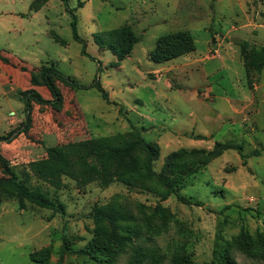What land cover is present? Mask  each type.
<instances>
[{
    "label": "rangeland",
    "instance_id": "374dc122",
    "mask_svg": "<svg viewBox=\"0 0 264 264\" xmlns=\"http://www.w3.org/2000/svg\"><path fill=\"white\" fill-rule=\"evenodd\" d=\"M65 3L87 56L72 38ZM122 26L139 41L117 61L94 35ZM177 31L191 36L194 52L151 62L157 39ZM0 52L27 72L53 66L81 87L59 82L54 108L31 99L28 135L17 134L26 89L12 76L18 67L0 66V156L64 206L63 215L29 203L19 210L14 197H5L0 264H33L29 256L40 249L49 264H218L225 256L264 264L238 248L242 230L255 238L264 225V62L259 71L255 61L264 53V0H0ZM132 128L157 146L156 172L171 152L209 151L217 142L240 146L245 159L227 150L194 168L176 187L190 204L122 182L79 186L62 176L55 187L27 167L46 158L47 148ZM97 207L130 217L112 233L107 222L95 227ZM92 247L99 253H89Z\"/></svg>",
    "mask_w": 264,
    "mask_h": 264
},
{
    "label": "trees",
    "instance_id": "16d2710c",
    "mask_svg": "<svg viewBox=\"0 0 264 264\" xmlns=\"http://www.w3.org/2000/svg\"><path fill=\"white\" fill-rule=\"evenodd\" d=\"M65 11L71 17L70 28L72 38L82 44L81 54L87 56L83 40L79 37L76 29V17L67 7ZM54 40L63 44L58 36ZM95 43L100 47H106L117 59L122 61L130 55L133 45L139 38L128 26L94 35ZM194 42L188 33L177 31L157 39L154 49L148 53V59L160 64L180 56L194 52ZM256 69L260 71L264 62V53H260L255 59ZM0 62L4 65H13L20 71L26 72L25 66L13 63L11 59L0 52ZM30 88L20 92L26 111L25 120L21 128H17V134L28 135L31 125L30 100L37 105L50 106L54 108L61 101L59 82L66 84L69 88L77 90L81 88L69 77L64 76L53 66L41 65L39 70L29 71ZM45 87L51 99L45 100L34 89V87ZM91 87L95 88L101 98L109 103L108 95L98 82ZM5 138H0L4 140ZM227 150H236L242 159L245 156L241 153V147L230 142L215 143L211 150L203 149H180L169 153L163 161L161 169L156 172L153 164L159 156L157 146L152 142L145 141L140 132L132 128L127 133H118L112 136L69 142L46 149V158L30 162L27 167L35 176L46 182L60 187L62 176L69 177L79 186L97 181L102 187H107L113 182H122L128 186H139L146 191L155 190L162 199L175 195L184 204L190 202L176 192L179 182L189 175L194 168L205 164ZM256 153V152H254ZM0 205L5 197H14L18 209L24 210L27 203L38 208L50 210L53 213L64 214V206L56 199H51L39 186H29L30 176L26 170L17 174L15 170L0 156ZM154 187L151 188L150 184ZM197 205V204H196ZM129 215L122 209L115 207L108 210L103 207L94 208L93 221L95 227H100L107 222L111 232L115 233L121 229L119 222H127ZM120 227V228H119ZM62 252L66 251V236L62 238ZM238 248L247 257H258L264 260V225L261 233L255 238L242 230L239 237ZM89 253L97 254V247L89 248ZM62 255V254H61ZM30 261L33 264H49V255L45 249L32 252ZM212 264V263H211ZM235 264L228 256H225L221 263Z\"/></svg>",
    "mask_w": 264,
    "mask_h": 264
},
{
    "label": "crops",
    "instance_id": "0c3cea01",
    "mask_svg": "<svg viewBox=\"0 0 264 264\" xmlns=\"http://www.w3.org/2000/svg\"><path fill=\"white\" fill-rule=\"evenodd\" d=\"M0 66H2L1 68L3 70V69H6L4 67L7 66V65H4V64H2L0 62ZM13 70H14V72L13 73L11 72V73H12V76L14 78L15 83L17 85H21L23 87V89L30 88V83H29L30 75H29V72H27V71L26 72H22V71H20L17 68H13ZM34 89L42 96L43 99H45V100L51 99V96H50L48 90L45 87L39 86V87H34ZM0 125H1V122H0Z\"/></svg>",
    "mask_w": 264,
    "mask_h": 264
}]
</instances>
